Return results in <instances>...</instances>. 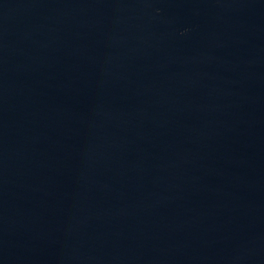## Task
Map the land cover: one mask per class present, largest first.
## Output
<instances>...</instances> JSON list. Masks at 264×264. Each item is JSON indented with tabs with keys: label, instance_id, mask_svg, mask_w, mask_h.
Masks as SVG:
<instances>
[{
	"label": "water",
	"instance_id": "95a60500",
	"mask_svg": "<svg viewBox=\"0 0 264 264\" xmlns=\"http://www.w3.org/2000/svg\"><path fill=\"white\" fill-rule=\"evenodd\" d=\"M0 264H264V0H0Z\"/></svg>",
	"mask_w": 264,
	"mask_h": 264
}]
</instances>
